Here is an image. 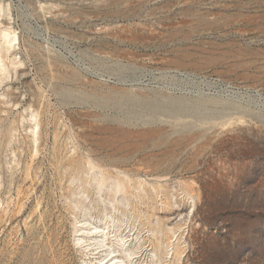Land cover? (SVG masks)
<instances>
[{
    "label": "rangeland",
    "instance_id": "374dc122",
    "mask_svg": "<svg viewBox=\"0 0 264 264\" xmlns=\"http://www.w3.org/2000/svg\"><path fill=\"white\" fill-rule=\"evenodd\" d=\"M0 264H264V0H0Z\"/></svg>",
    "mask_w": 264,
    "mask_h": 264
}]
</instances>
